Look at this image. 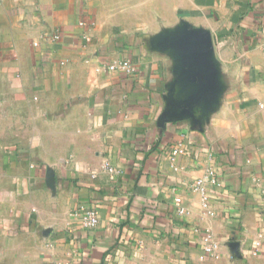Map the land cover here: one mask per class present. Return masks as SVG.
Here are the masks:
<instances>
[{"label": "crops", "instance_id": "crops-1", "mask_svg": "<svg viewBox=\"0 0 264 264\" xmlns=\"http://www.w3.org/2000/svg\"><path fill=\"white\" fill-rule=\"evenodd\" d=\"M181 19L226 85L202 130L157 125ZM0 155V264H264V0H0Z\"/></svg>", "mask_w": 264, "mask_h": 264}, {"label": "water", "instance_id": "water-1", "mask_svg": "<svg viewBox=\"0 0 264 264\" xmlns=\"http://www.w3.org/2000/svg\"><path fill=\"white\" fill-rule=\"evenodd\" d=\"M147 47L172 59L173 77L165 84L157 125L187 122L192 129L202 130L220 108L226 91L212 33L181 19L149 36ZM49 179L53 180L51 173Z\"/></svg>", "mask_w": 264, "mask_h": 264}, {"label": "built area", "instance_id": "built-area-1", "mask_svg": "<svg viewBox=\"0 0 264 264\" xmlns=\"http://www.w3.org/2000/svg\"><path fill=\"white\" fill-rule=\"evenodd\" d=\"M109 69H122V70H128V66H126L125 63H118V64H112L108 67ZM183 149L181 147V144L178 143L177 146L173 149L172 153H182ZM109 172H115V170L110 166H105ZM206 178H200L198 179L192 186V190H203V184L206 181ZM176 202H180L179 198H176ZM75 215H79L81 217V224L82 227L85 229H94L98 225V216L96 210L92 208H80V210H77L74 212ZM215 248V244L212 243L210 246L205 247L204 250L208 254H212L213 250ZM255 253V252H254Z\"/></svg>", "mask_w": 264, "mask_h": 264}, {"label": "rangeland", "instance_id": "rangeland-1", "mask_svg": "<svg viewBox=\"0 0 264 264\" xmlns=\"http://www.w3.org/2000/svg\"><path fill=\"white\" fill-rule=\"evenodd\" d=\"M0 166H1V155H0ZM2 213V210L0 208V214Z\"/></svg>", "mask_w": 264, "mask_h": 264}]
</instances>
